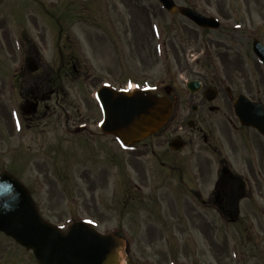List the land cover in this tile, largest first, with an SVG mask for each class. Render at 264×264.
Instances as JSON below:
<instances>
[{"label":"rangeland","instance_id":"rangeland-1","mask_svg":"<svg viewBox=\"0 0 264 264\" xmlns=\"http://www.w3.org/2000/svg\"><path fill=\"white\" fill-rule=\"evenodd\" d=\"M173 1L216 18L220 28L196 29L155 0H2L0 22H6L8 36L0 26V172L19 178L43 219L63 231L75 221L103 234L120 225L132 264H231L225 233L199 224L191 199L184 202L185 194L177 191L179 177L193 188L194 166L204 184L213 173L214 156L201 135L192 140L201 156L189 161L185 149L169 170L170 163L162 168L153 158L170 142L169 131L125 148L96 129L101 115L93 94L103 85L120 89L130 82L147 87L175 81L182 91L190 80L207 79L243 95L260 89L264 97V66L250 51L253 38L264 43V0ZM26 58L36 63V73L28 71ZM38 83L46 85L45 100L23 123L21 95ZM227 118L236 124L229 113L195 120L212 142L225 144L221 132L229 130ZM80 127L89 134L77 133ZM156 206L167 210L157 211L155 226L138 225ZM261 217L250 218L248 230L230 228L229 246L239 245L241 254L235 264H264ZM160 228L166 231L162 241ZM249 237L263 240L260 259L241 243ZM0 264L37 262L0 235Z\"/></svg>","mask_w":264,"mask_h":264},{"label":"flooded vegetation","instance_id":"flooded-vegetation-1","mask_svg":"<svg viewBox=\"0 0 264 264\" xmlns=\"http://www.w3.org/2000/svg\"><path fill=\"white\" fill-rule=\"evenodd\" d=\"M4 23V21L0 22L2 28H4ZM2 31L7 38L5 29ZM215 81L216 84H212L207 79H201L199 82L200 91L194 95L188 94L187 91L185 93V90L181 91L179 88L168 90V97L172 103L171 122L176 119L179 124L171 126L172 123H169L164 129L169 131L168 133L172 136L171 139H179L182 148L179 151H174L168 143L167 147L162 149L163 153L156 156L155 159L160 165L170 163L169 170H172L175 158L185 149L189 148V161L192 158L201 156V151L194 148L195 143L192 141L194 138L198 139V136L201 135L203 144L207 146L206 150H209L214 156L213 173L208 176V183L204 184L207 181L202 183L200 168L194 166V172L191 174L192 181H194L193 188L189 187L179 177V182L182 185L180 189H188L186 192L180 189L177 191L183 195L185 194L184 202H188L187 200L191 199V202H189L193 205L191 208L197 215L199 224L203 223L205 225L204 228L208 231H211V229L213 231L221 230L222 233H225L223 236L226 242L228 260L230 259L229 262L231 264H235V262H241V254L239 245L229 246L228 240L233 238L228 233L231 230L230 228L235 231L248 230L245 223L250 218L257 222L259 216L264 218V134L249 127H244V125L235 126L233 125L234 122L229 118L226 119L229 130L225 133L221 132L225 139V144L221 142V139L220 143L212 142V136L210 139L209 133L207 135L203 133L202 128L199 126L200 123L195 120L196 117L211 119V117H222L225 113H229L232 116V103L237 97L242 95L237 93L233 87L222 88L221 82ZM262 82L264 83V80ZM206 92L207 94L212 93L211 95L214 99L211 102L207 99L210 94L207 95ZM246 93L244 96L250 101L264 103V97L261 95L260 89H257L254 95L250 91H246ZM38 96L40 98V94ZM33 98L38 99V97H29L27 99L23 95L24 106L29 104ZM23 120L25 121V119ZM184 126L188 133L195 131L198 133L193 137L187 138L186 134L188 133H183L185 130ZM80 130L84 132L86 128ZM88 131H86L87 134H89ZM234 198H237V200ZM155 200L158 199L155 198ZM162 210L167 209L160 206L148 208L146 215L137 224L140 225L142 223L144 228L153 226V223L157 221V211ZM234 212L236 213L234 214ZM208 213L210 215L209 218H207ZM120 227V225L117 227L114 236H125ZM161 229L157 230L161 231L160 240L162 241L166 231ZM149 231H152L151 228ZM262 241V239L249 237L242 240L241 243L248 248L247 252L252 254L254 259H260L261 255L258 253H262L260 250ZM124 242L126 264H132L129 258V241L124 240ZM256 247H258L257 250H255ZM195 263L199 264L200 262L197 263L195 261Z\"/></svg>","mask_w":264,"mask_h":264},{"label":"water","instance_id":"water-1","mask_svg":"<svg viewBox=\"0 0 264 264\" xmlns=\"http://www.w3.org/2000/svg\"><path fill=\"white\" fill-rule=\"evenodd\" d=\"M170 13L176 10L199 27L216 29L215 20L187 8H175L172 0H158ZM254 43V52L264 62V48ZM30 72L36 67L29 64ZM97 100L104 121L101 130L128 145L155 133L167 120L170 104L152 91L135 94L115 93L101 89ZM36 104L32 107L35 111ZM235 113L241 124L264 133V107L239 98ZM0 233L10 237L27 251H32L39 264H119L122 243L110 235L101 236L83 223H74L62 233L39 216L27 189L7 173L0 175Z\"/></svg>","mask_w":264,"mask_h":264}]
</instances>
